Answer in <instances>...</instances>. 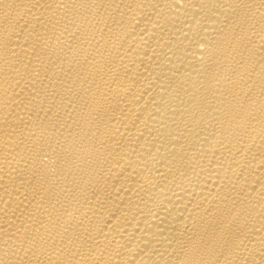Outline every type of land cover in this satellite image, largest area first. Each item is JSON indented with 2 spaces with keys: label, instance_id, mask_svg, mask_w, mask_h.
I'll return each mask as SVG.
<instances>
[{
  "label": "bare ground",
  "instance_id": "bare-ground-1",
  "mask_svg": "<svg viewBox=\"0 0 264 264\" xmlns=\"http://www.w3.org/2000/svg\"><path fill=\"white\" fill-rule=\"evenodd\" d=\"M0 264H264V0H0Z\"/></svg>",
  "mask_w": 264,
  "mask_h": 264
}]
</instances>
